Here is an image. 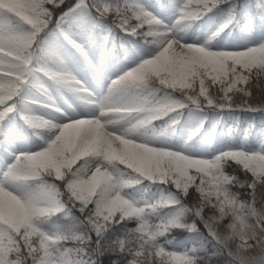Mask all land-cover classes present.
Listing matches in <instances>:
<instances>
[{
    "label": "snow or ice",
    "instance_id": "1",
    "mask_svg": "<svg viewBox=\"0 0 264 264\" xmlns=\"http://www.w3.org/2000/svg\"><path fill=\"white\" fill-rule=\"evenodd\" d=\"M0 264H264V0H0Z\"/></svg>",
    "mask_w": 264,
    "mask_h": 264
},
{
    "label": "trees",
    "instance_id": "2",
    "mask_svg": "<svg viewBox=\"0 0 264 264\" xmlns=\"http://www.w3.org/2000/svg\"><path fill=\"white\" fill-rule=\"evenodd\" d=\"M250 115L251 114H241V113L237 112L234 117H227V119L235 118V119H238V120H245V121H247L250 118ZM253 118L256 121H259L261 119V117H260L259 114H255Z\"/></svg>",
    "mask_w": 264,
    "mask_h": 264
}]
</instances>
